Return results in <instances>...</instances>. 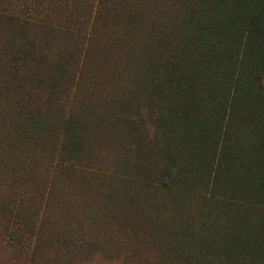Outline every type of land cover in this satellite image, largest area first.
Wrapping results in <instances>:
<instances>
[{
  "label": "rangeland",
  "instance_id": "374dc122",
  "mask_svg": "<svg viewBox=\"0 0 264 264\" xmlns=\"http://www.w3.org/2000/svg\"><path fill=\"white\" fill-rule=\"evenodd\" d=\"M196 5L207 0H0V264H264L240 259L231 209L154 178L166 181L159 105L187 91L196 116L214 122L230 102L246 116L231 152L264 143V78L235 49L253 27L193 44ZM190 59L211 61L209 87L192 91Z\"/></svg>",
  "mask_w": 264,
  "mask_h": 264
},
{
  "label": "trees",
  "instance_id": "16d2710c",
  "mask_svg": "<svg viewBox=\"0 0 264 264\" xmlns=\"http://www.w3.org/2000/svg\"><path fill=\"white\" fill-rule=\"evenodd\" d=\"M257 1L260 4L255 0H207L205 7H193L194 15L200 14L201 20H197L198 17L189 8L191 15L187 16L186 23L193 31V44L205 43L206 38L214 36L232 35L236 29L242 30L243 25L252 26L251 31L243 30L240 38L235 39V49L243 53L250 51L245 55L254 59L251 67L255 71L256 66L259 71L253 73L248 69L247 73H253L251 77L256 83H260L264 78V6L261 5L264 0ZM255 5L260 7L255 8ZM253 12L256 13L255 16L252 15ZM213 13L216 18H211ZM254 42L258 46H252ZM227 46L231 50L230 41H227ZM190 60L191 66L199 67L201 72L199 77H193L195 87L192 91L197 88L200 90L205 85L209 87V76L203 72L210 69L211 61L199 64ZM212 67H215V72L218 70L214 62ZM245 84L253 91L249 83ZM187 92L179 102L182 105H159V109L163 107L160 114L167 127L164 149H160L163 156L162 159L159 158V162L165 167L166 181L154 178L163 182L170 190L175 189L174 191L187 196L231 209L238 220L234 225L231 224V228L244 235L237 241L241 248L238 253L240 259L242 258L243 263L248 260L264 263V143L254 157L244 150L231 152L230 146L234 140L231 138L237 139L233 124L238 120L242 122L246 116H232L231 102L214 122L201 114L196 116V98L187 95ZM253 93L260 100V105H255L254 109L264 106V87L259 86ZM172 98L178 101L181 97ZM248 104L252 107L253 103ZM251 212L261 213L262 217L258 216L255 222L244 228L238 217L243 220Z\"/></svg>",
  "mask_w": 264,
  "mask_h": 264
}]
</instances>
